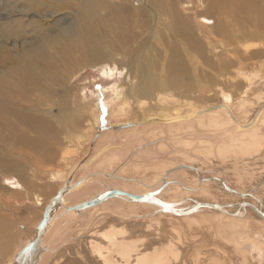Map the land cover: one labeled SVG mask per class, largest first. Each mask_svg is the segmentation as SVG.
<instances>
[{
  "label": "bare ground",
  "instance_id": "1",
  "mask_svg": "<svg viewBox=\"0 0 264 264\" xmlns=\"http://www.w3.org/2000/svg\"><path fill=\"white\" fill-rule=\"evenodd\" d=\"M4 3L11 8L0 16V170L9 187L0 189L10 194L0 209L15 218L18 205L32 203L40 215L3 264L20 263L16 255L36 236L44 211L34 264H264V63L240 66L259 54L244 43L258 33L244 31L264 29V7L230 2L221 10L228 19L217 24L199 13L198 37L175 7L190 10L199 0H170L168 8L161 0ZM64 9L74 18L54 17ZM144 27L151 28V71L138 63L137 45L127 52L138 84L126 75L95 90L88 117L63 113L67 100L52 97L57 73L78 69L83 55L86 63L104 62V53L121 52ZM191 54L220 78L202 104L172 92L197 88L181 77ZM102 95L105 120L126 123L103 121ZM11 224L0 212V241Z\"/></svg>",
  "mask_w": 264,
  "mask_h": 264
},
{
  "label": "rangeland",
  "instance_id": "2",
  "mask_svg": "<svg viewBox=\"0 0 264 264\" xmlns=\"http://www.w3.org/2000/svg\"><path fill=\"white\" fill-rule=\"evenodd\" d=\"M4 1L5 0H0V16L6 15L7 13H9V10L11 8V6L8 7L4 3ZM21 1L22 0H20V2ZM117 1H120V0H117ZM131 1H133V0H131ZM143 1L144 2L149 1L150 3H153L155 0H143ZM212 1L213 0H199V3L194 5L192 9L185 10V11L181 8L180 4L178 3L175 7V13L178 17H181V18H183V16L187 17V20L191 24H193L196 35H198V37H201V34L199 33L200 29L196 25V23L198 21L197 20L198 18L196 16L199 13L207 16L209 18L210 23L214 22V24H217L219 22V20H221L222 18H223L222 20L228 19V17L224 13H222V11H221V10H224L223 8L227 7L226 6L227 4L230 5V2H232L234 5L238 4V0H235L234 2L232 0H226L223 2H222V0H219L220 4L217 2H214L212 4ZM243 2H245V1H243ZM136 3L137 2H134L135 5H136ZM161 3H163V6H164V3L165 4L168 3L167 8L171 6L170 0H161ZM254 3L256 6H259V7L263 6L264 7V0H254ZM247 6H248V4L245 2L243 7L241 8V11L246 13V7ZM220 8H222V9H220ZM155 9H156V11H161V9L159 7H155ZM170 10H171V8H170ZM170 10H164V11H168L170 13V16L168 17V22H170V20L173 21L174 17H176V16H173L171 14ZM73 11L74 10H72V9H64L62 11L59 10L57 12V14L54 15V17L56 19L57 18L71 19V18H74V14H73L74 12ZM220 11H221V13H220ZM224 12H225V10H224ZM29 17H31V15ZM140 17L145 18L144 16H140ZM51 18L52 17H49L48 19L51 20ZM150 29L151 28H145L144 27V29H142V31H144L142 37H140V38L135 37L134 38L135 42H132V41L129 42L126 46L123 47V49H121V52H114V54L104 53V55L106 57L105 61H107L108 64L105 63V61L101 62V63H92V64H91V62L86 63L87 58H85L84 55L79 56V54H77V56H75V57L79 56L78 63L80 64V67H78V69L74 68V66L70 67L69 71L72 73H69V74L67 72L62 71V70H61V72H58L56 75V79H58V82H57V84H54L51 87L52 91H53L52 97L59 98V99H66L68 102L69 108L68 109H62V112L65 113L66 115H68L69 113H72V111H73L74 113H76V116L87 115L85 117H88L89 116V111H88L89 105L88 104L90 102L89 100L91 99L92 94L95 90L100 91L104 86H108L111 84H120L123 82L124 77L126 75H127V82L128 83H130L128 80V78L130 76L131 83L132 84L133 83L138 84L137 83L138 82L137 77H139V75L137 74V77L133 76V75H135V71H130L128 68L129 67L128 64L131 60V57H133V55L127 51H132L133 47L139 45L140 47H139V51L137 54V58L139 59L138 63L140 65H142V64L146 65L147 68L150 70L151 69V67H149L150 59L148 56L149 53L147 52V50L149 48H151V46L153 45V42L151 41V38L149 37V35L151 33V32H149ZM245 32L247 34L258 33V36L256 38H253V37L250 38L249 35L244 37L245 38L244 43L246 45L252 47V48L253 47L256 48V50L259 51V54H258V56L254 57L250 60H242L240 66L243 65L241 67L246 69V70H252V69L255 70V69L259 68V64L261 62L264 63V29L261 28V29L255 30L252 27H247V28H245L244 33ZM236 33H240V32H236ZM212 39H214V40H212L213 45H216L218 49H221L219 42H217V41H220L223 38H221L218 35H215V37ZM17 40H18V38H17ZM202 41L204 42V39H202ZM216 43H218V44H216ZM210 49H211V46L205 45L204 54L208 58H211L213 61H215L216 58L212 53V49H211V51H210ZM241 50H243V49H241ZM190 56L191 57L185 61L187 73L182 75L181 77H182V81L184 83H187V81H191L197 85L196 86L197 88H195V90H194L195 92L194 91L192 92V91H188L186 89V87L184 86V87H180V88H174L172 90V92L175 93L176 95L182 96V97L194 95L193 96L194 99L199 104H202L205 102L204 99H206L205 96L208 93L211 92L210 95L214 94V92H215L214 90H215V87L217 85L216 82L220 78L218 76V72L215 69L210 68L209 66L205 65L204 62H202L203 59L200 56H197L196 54H191ZM165 61H166V56H165V54H163L162 59L159 61L158 65H157L156 71L158 73L163 70ZM107 65H109L108 67L110 68V71H109V75L106 76L104 74V71L106 68H108ZM120 68H122V69H120ZM263 71H264V68H263ZM132 80H134V81H132ZM139 81H141V80H139ZM227 87H228L227 89H232L231 86L227 85ZM183 88H185V89H183ZM187 91H188V93H187ZM80 96H84L83 97L84 99L82 100L84 102H80V100H78V99H80ZM103 98H104L103 95L101 97L97 98V103L101 107V110H103L101 112L102 113L101 118L103 119V121L106 124H109V125L112 124V126L120 125L122 123H126L127 120L122 121L121 123H115L113 121L108 123L107 120H105L107 104L104 103L105 98L104 99ZM57 116L58 115H56V117ZM137 118L139 120L140 116H136V120H137ZM105 123H104V125H105ZM98 137L99 136L95 137V139L89 145V148H95L96 147V145L99 142L97 140ZM118 141L120 142L119 138H118ZM5 175H8V174H6L5 172L0 170V184H2L3 186L6 187L8 184H6L5 180L2 181V178ZM7 187H9V185ZM4 191L5 190L0 189V200H5V197L8 196V194H10L9 192H6L8 190H6L5 192ZM30 205L28 204L29 207H26L25 204H20L16 208V213L15 212L14 213H15V218L19 220L18 224L16 223L14 215L10 216L7 213L8 212L7 210L2 209V208L0 209V212L2 214L6 215V216L8 215V217L11 218V220H12V224L9 228L10 235H8L7 237H3L0 241L1 243H3V246H5L4 250H3V249H1L2 245H0V264L4 263V259H6V257L9 254L8 252H11L10 250H13L12 247L14 248L16 246V244L19 243V241L23 240L26 237V231L29 230L31 227V223H32L31 220L36 219L38 217V215H40V210L37 208H34V206H32V205L30 206ZM9 212L11 213V211H9ZM16 215H18L19 217ZM19 236H20V238H18Z\"/></svg>",
  "mask_w": 264,
  "mask_h": 264
},
{
  "label": "water",
  "instance_id": "3",
  "mask_svg": "<svg viewBox=\"0 0 264 264\" xmlns=\"http://www.w3.org/2000/svg\"><path fill=\"white\" fill-rule=\"evenodd\" d=\"M113 192L115 191H111V193ZM46 219H47L46 212L44 211L42 219L40 220L37 226L36 236L30 242H28V244L24 248H22L16 255L17 258L19 259L22 258L20 259L21 261L19 264H34L33 257L34 255H36V252L39 250V233L41 232L46 222ZM34 252L35 254L33 255Z\"/></svg>",
  "mask_w": 264,
  "mask_h": 264
}]
</instances>
